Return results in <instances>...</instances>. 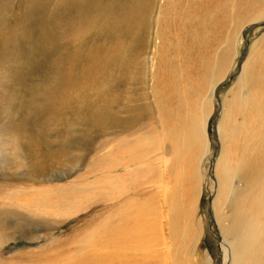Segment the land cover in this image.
<instances>
[{"label":"rangeland","instance_id":"1","mask_svg":"<svg viewBox=\"0 0 264 264\" xmlns=\"http://www.w3.org/2000/svg\"><path fill=\"white\" fill-rule=\"evenodd\" d=\"M114 1L116 9L126 0ZM25 2L0 0L1 19L11 25ZM108 2L93 0L86 10L54 4L67 6L58 24L68 26L74 61L64 121L43 117L58 84L26 58L14 69L0 48V264H223L221 242L233 249L227 243L246 225L236 200L248 177L256 193L263 182L264 0H149L132 29L107 28ZM35 29L20 34L23 42L36 45ZM243 72L258 86L253 113L233 102L253 87ZM227 81L218 106L215 87ZM127 102L141 109L138 120L105 127L101 107L124 118ZM230 110L234 165L220 198L221 142L216 127L215 150L211 123ZM247 154L255 168L240 172ZM252 258L237 252L234 264H256Z\"/></svg>","mask_w":264,"mask_h":264},{"label":"bare ground","instance_id":"2","mask_svg":"<svg viewBox=\"0 0 264 264\" xmlns=\"http://www.w3.org/2000/svg\"><path fill=\"white\" fill-rule=\"evenodd\" d=\"M57 1L58 3L56 1L54 3V0H26V2L24 3V8H25L23 10L24 14L21 13L22 15L20 14L18 18L15 17L13 19L14 22L11 23V25H8L4 20H2L1 19L2 15L0 14V48L2 51V55L4 54V56L8 55L7 57H10L9 59L11 60L10 62L14 64L15 67L14 69H16L18 65L24 64L25 62H23V59L26 58L30 63L34 65V70H36L37 71L36 73L41 75L43 79L47 80L48 82H52V83L54 82L58 84L55 86L57 91H52L51 93H49V95L46 98L48 100V103L45 104L44 108L45 110H47V112L44 113L45 115H43V117L44 116L47 117L48 124H50V122L55 119H58L60 121H64L66 119L65 109L67 107L66 103L69 100V95H68L69 82L71 81V78L74 74L73 72L74 61L72 57H70L67 49L68 26L67 24L66 25L58 24V22L67 19L65 15L67 6L65 8L56 11V8H54V4L55 6L56 5L63 6L70 4L75 6L78 5L79 7H83L86 10L88 3H91L93 0H71L73 3L70 0H57ZM51 2H53L52 5ZM69 2L71 3L68 4ZM148 2L149 0H126L121 6H118L116 9H114L115 1L114 3H112V0H109L108 4H105L102 7L103 9H106L108 13L107 28L109 29L110 27L114 28L117 25V23L120 24L121 28L129 27L130 29L134 28V25L139 21L140 24H142L144 21V17L146 15V11L148 9V4H149ZM187 11L192 14L191 11L189 10ZM56 12H58L60 15L55 14ZM33 26H36L35 31H39L37 35H35L37 37V43L35 46H32L29 42H27V40L26 42H23L24 37L20 35L22 33H25L30 27ZM28 47L33 48V51L31 53H29V50L27 49ZM51 53L56 54V58L54 60L53 58L52 59L48 58V60L46 61L45 59ZM15 58H17L18 60ZM19 59H22V61ZM98 64L99 61L97 62V65ZM69 66L70 68L68 70ZM6 67L8 68L7 65ZM6 67L4 66L5 75L6 72L9 71V70L6 71ZM244 69H246V66ZM29 74H32V72ZM251 78L247 77V75L243 72L242 79L246 83H249L250 81V83L253 84L252 85L253 87L249 88V91L246 92L245 94L235 93L236 99L233 102L234 103L238 102L240 106L249 108L251 113H253L254 111H256L255 105L260 102L258 97L259 91H257L256 88L258 86L257 84H255L256 86L254 87V83H253L254 81L253 79L251 80ZM21 79L23 80V78ZM58 80H59L58 83L55 82ZM262 80L261 81L263 83L261 82L260 84L264 87V78ZM12 83L14 84L15 80H13ZM194 93H196V91ZM256 94L258 95L256 96ZM193 100L192 102H196V100L195 101ZM135 106L136 105L128 104V102L124 104L125 109H127V111L132 112V113L129 112L131 115L129 114V116L124 118H121L120 116L119 117L116 116L115 115L116 112L113 113L114 111L117 110V108L112 112L110 111V108H106V106L101 107L99 112H100V117H101L100 119L102 124L105 127H111L114 126L117 122H120L122 124L125 121L126 123L125 125L126 126L130 125L129 127H131V125H133V123H135L138 120L139 118L138 111L141 110V109L139 110V108ZM223 106H224V112H223L224 115L227 109V103L224 102ZM134 111H136L137 113H135ZM231 115L232 114L230 110L226 116V121L219 120L221 122L218 124V126H216L218 137L221 142L220 154L218 156L217 164L215 162V170H216V175L218 177L216 193L220 195V198H223L227 193L230 192L231 170L234 165V161H232L233 160L232 158L235 155V153L229 148V144H228V143H232L234 140L233 129L228 124V117H230ZM168 117L172 120L171 116ZM195 117L197 119H201L202 116L201 114L195 113ZM127 155H129V153ZM251 156H252L251 154H247L243 158L240 172L248 168L249 169H252V167L255 168L254 167L255 163L253 161L254 157ZM126 160L128 161L129 159L127 158ZM236 168H235V172H236ZM262 176H263V182L261 185L260 184L258 185V187L260 186L261 188L260 190H258L257 193L253 191L254 190L253 188L256 183L255 182L256 179H254V177L251 178L248 177V181H246V186H245L246 190L244 195H241L236 200L235 210L236 212H242L243 214L242 219H244V216H247V220L245 221L246 225L241 235L239 237L238 236L236 237L239 239L235 245L234 243L231 242L227 243L236 249L234 248L228 249L225 246V244L221 242V249L224 255L223 264H225L226 258L229 255V253H231L232 264H234V257L237 252H239V255L241 257L249 258L253 256L252 258L253 261H255L256 258V264H261L262 262H264V227H260V224H264V219L258 220L257 217L260 216V210L264 208V173L262 174ZM261 192L263 197L260 196ZM220 224H222V221L220 222ZM235 226H236L235 222L233 226L230 223L229 231L232 234L233 232H237V226L236 227ZM120 240L121 242H124L125 238L121 237Z\"/></svg>","mask_w":264,"mask_h":264},{"label":"water","instance_id":"3","mask_svg":"<svg viewBox=\"0 0 264 264\" xmlns=\"http://www.w3.org/2000/svg\"><path fill=\"white\" fill-rule=\"evenodd\" d=\"M263 25H264V23H263ZM252 27H248V29H251ZM243 37L245 36V31H243ZM246 48V47H245ZM245 48L242 50V55H243V53H244V51H245ZM242 55H241V57H242ZM241 57H240V59L238 60V62H237V66H238V69L240 68V60H241ZM232 77V76H231ZM228 81L226 82V83H224V84H222V85H218V86H216L215 87V98L217 99V104H218V106H219V100H218V96H217V90L220 88V87H223V86H225V85H228ZM211 133H212V135H213V137H214V140H215V142H216V144H215V150L217 149V138H216V125H215V120L213 119L212 120V123H211ZM214 154H215V151L213 152V156H214Z\"/></svg>","mask_w":264,"mask_h":264}]
</instances>
